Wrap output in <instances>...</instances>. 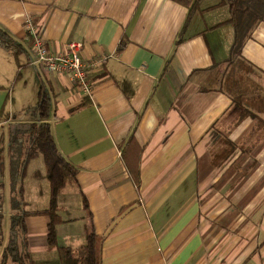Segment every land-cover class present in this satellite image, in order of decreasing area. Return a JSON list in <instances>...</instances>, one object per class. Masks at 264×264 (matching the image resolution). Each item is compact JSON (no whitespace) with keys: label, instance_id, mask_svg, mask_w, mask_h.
<instances>
[{"label":"crops","instance_id":"obj_1","mask_svg":"<svg viewBox=\"0 0 264 264\" xmlns=\"http://www.w3.org/2000/svg\"><path fill=\"white\" fill-rule=\"evenodd\" d=\"M187 13L172 0H0L15 48L0 44V263L19 264L6 254L10 216L49 203L42 156L20 175L9 155L15 123L37 121L42 84L55 145L77 170L57 198V246L79 247L91 228L100 264H264V0ZM28 19L50 51L76 40L82 59L106 56L90 94L32 61ZM48 222L24 216L23 264H59Z\"/></svg>","mask_w":264,"mask_h":264},{"label":"trees","instance_id":"obj_2","mask_svg":"<svg viewBox=\"0 0 264 264\" xmlns=\"http://www.w3.org/2000/svg\"><path fill=\"white\" fill-rule=\"evenodd\" d=\"M188 8V13L184 21L187 22L200 3L201 0H172ZM228 1L231 13L235 7L236 0ZM233 18V17H232ZM236 41L238 39V27L236 24ZM0 44L6 48H15L0 32ZM234 44V45H235ZM13 50L15 55L16 51ZM50 107V96L46 88L40 84L37 92V100L30 110L37 118L36 122L15 123L14 128L9 131V155L11 165L15 167V172L20 175L24 173L27 163L37 155H41L44 161L46 178L50 185V195L48 207L42 211L20 210L10 216V238L6 247V254L19 264H23L21 256L17 254L15 233L17 229L21 234L24 233V216L32 213H45L49 217L47 224V241L49 244L56 245L55 226L62 219L57 214V198L61 190L76 182V168L71 165L58 151L53 140L50 125L46 120ZM83 207L87 208V201L82 196ZM14 208L16 206L13 205ZM90 215V214H89ZM101 238L91 228L85 232V241L75 249L57 246V256L59 264H100ZM4 260L0 264H3Z\"/></svg>","mask_w":264,"mask_h":264},{"label":"built area","instance_id":"obj_3","mask_svg":"<svg viewBox=\"0 0 264 264\" xmlns=\"http://www.w3.org/2000/svg\"><path fill=\"white\" fill-rule=\"evenodd\" d=\"M26 29V40L29 41L32 61L48 73L63 76L70 86L77 88L83 94H90L93 89L89 80L90 67L104 63L106 56L101 55L91 60L82 59L81 43L76 40L66 43L62 50L50 51L40 29L29 19L26 20Z\"/></svg>","mask_w":264,"mask_h":264},{"label":"rangeland","instance_id":"obj_4","mask_svg":"<svg viewBox=\"0 0 264 264\" xmlns=\"http://www.w3.org/2000/svg\"><path fill=\"white\" fill-rule=\"evenodd\" d=\"M33 76H35L34 74H33ZM35 82H33V84H34ZM34 86H35V84L34 85H31L30 86V89H31V96H33V94H34ZM28 89V88H27ZM9 167H10V163H9ZM3 208H4V212H6V210H7V208H8V206H9V204H8V201H6L5 203H3ZM7 218V217H6Z\"/></svg>","mask_w":264,"mask_h":264}]
</instances>
